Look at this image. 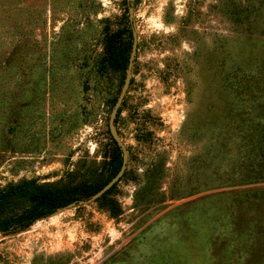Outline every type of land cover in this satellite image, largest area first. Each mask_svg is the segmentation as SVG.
<instances>
[{
  "label": "rangeland",
  "instance_id": "1",
  "mask_svg": "<svg viewBox=\"0 0 264 264\" xmlns=\"http://www.w3.org/2000/svg\"><path fill=\"white\" fill-rule=\"evenodd\" d=\"M131 27L117 215L57 208L0 233V264H264V0H0V189L89 197L126 69L103 39L128 58Z\"/></svg>",
  "mask_w": 264,
  "mask_h": 264
},
{
  "label": "trees",
  "instance_id": "2",
  "mask_svg": "<svg viewBox=\"0 0 264 264\" xmlns=\"http://www.w3.org/2000/svg\"><path fill=\"white\" fill-rule=\"evenodd\" d=\"M128 22L131 24L129 20ZM116 34L108 33L104 36L102 64L103 66L125 69L127 47H124V45H121L116 40ZM114 101L115 99H113ZM110 140L115 145V150L113 149L111 157L108 160L107 173L104 177H101L90 185L88 196L102 187L119 169L121 163L120 149L111 137ZM115 183L94 199L100 206L106 207L111 216L117 215V205L115 201L107 199L106 195L112 190ZM81 198L83 196L78 194L77 190L73 187H62L54 184H34L31 182L11 184L4 189H0V233L6 234L20 231L35 219L46 216L69 202H77Z\"/></svg>",
  "mask_w": 264,
  "mask_h": 264
},
{
  "label": "water",
  "instance_id": "3",
  "mask_svg": "<svg viewBox=\"0 0 264 264\" xmlns=\"http://www.w3.org/2000/svg\"><path fill=\"white\" fill-rule=\"evenodd\" d=\"M127 12H128V20L132 24V9H131V7L128 8ZM136 43H137L136 33H135L134 28L132 27V29H131V47H130V52H129V55L127 58V65H126V69H125V74H124L123 81H122L120 90L118 92V95L115 99L113 106L111 107V109L109 111L108 118H107L108 133H109L110 137L112 138V140L115 141L116 145L119 147V149L121 151V163H120L119 169L102 187H100L96 192L91 194L89 197H87L86 199H80L77 202H73V201L69 202L68 204H66L63 207H70V206H74L78 203H89V202L93 201L95 198L100 196L105 190H107L113 183H115L118 180V178L122 175V173L125 169L127 152H126L125 145L119 139L117 131L115 129L114 117H115L116 111H117V109H118V107L122 101V98L125 94V91L128 87V84H129V80H130V76H131V65H132V60H133L134 54H135Z\"/></svg>",
  "mask_w": 264,
  "mask_h": 264
}]
</instances>
